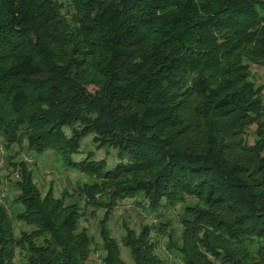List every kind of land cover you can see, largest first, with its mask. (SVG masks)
Masks as SVG:
<instances>
[{"label": "trees", "instance_id": "obj_1", "mask_svg": "<svg viewBox=\"0 0 264 264\" xmlns=\"http://www.w3.org/2000/svg\"><path fill=\"white\" fill-rule=\"evenodd\" d=\"M69 1L0 0L4 150H56L98 179L81 190L86 208L105 210L102 264H124L108 223L138 196L159 217L183 213L180 243L170 221L139 234L126 225L135 264H166L152 231L184 264H264V84L251 71L264 68V0ZM90 134L118 152L112 169L72 160ZM19 168L22 210L0 207V264H92L81 207L43 196ZM13 219L31 231L17 236Z\"/></svg>", "mask_w": 264, "mask_h": 264}, {"label": "rangeland", "instance_id": "obj_2", "mask_svg": "<svg viewBox=\"0 0 264 264\" xmlns=\"http://www.w3.org/2000/svg\"><path fill=\"white\" fill-rule=\"evenodd\" d=\"M67 7H70L71 1L63 0ZM252 75L256 77L259 84H264V68L256 65L252 66ZM256 126H252L247 135L249 144H254V131ZM69 136L72 131L66 128ZM3 139L0 138V153L3 155L0 161V207L8 210L13 218L17 212L22 210L20 205L13 203L17 196V182L20 180L19 164L21 161H26L29 165V170L35 178L37 188L45 196L50 190L56 199L64 200L66 204H78L83 213L79 223L78 231L87 229L92 237V252L90 262L92 264H102V256L105 254L102 248V240L100 237V221L105 216V210H94L89 207L86 208V200L82 193L81 187L85 184H93L97 178L89 174L80 172L74 167L69 166L56 150H48L45 153H37L30 151L28 145H15L12 150L6 151L3 148ZM93 157L96 160H106L108 169H112L116 163L119 162L117 157L118 152L114 148L102 147L96 141L94 134L88 135L81 141V149L78 154L72 156V160L80 161L86 156ZM15 164V166H14ZM191 201V200H190ZM94 211V212H93ZM183 213L182 205H178L168 211L162 210L163 217H159L160 213L153 212L148 207V202L143 197H136L133 199H126L120 201L115 209L110 214L108 223V230L111 236L117 241L120 248V258L124 264H135L129 248L124 245L123 237L126 234V225L130 226L139 234L144 225H151L160 227L161 223L170 221L171 225L167 227L169 233L172 229L174 231L175 241L180 243L182 235L181 218ZM16 235H20L22 230L31 231V227L13 219ZM165 226L163 230H165ZM151 238L156 242V253L163 259L166 264H184L182 256L175 250L168 248L169 237L167 234H159L157 231L151 232ZM176 242V243H177ZM16 261L22 260L21 254L17 251ZM22 264V263H21ZM214 264H224L219 260H215Z\"/></svg>", "mask_w": 264, "mask_h": 264}]
</instances>
